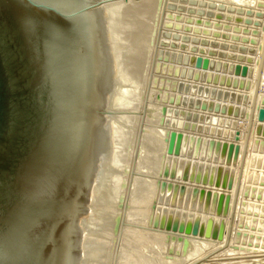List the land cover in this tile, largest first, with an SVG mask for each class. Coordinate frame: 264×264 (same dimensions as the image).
Wrapping results in <instances>:
<instances>
[{
  "label": "water",
  "instance_id": "95a60500",
  "mask_svg": "<svg viewBox=\"0 0 264 264\" xmlns=\"http://www.w3.org/2000/svg\"><path fill=\"white\" fill-rule=\"evenodd\" d=\"M106 1L0 0V264H87L88 216L115 191L110 164L115 79L101 10ZM244 13L254 15L251 9ZM215 18L224 16L217 12ZM251 23L260 24L259 19ZM211 35L257 43L255 37L236 32L213 30ZM162 36V46L208 55L171 51L170 62L247 77L253 73V47L166 30ZM189 40L200 47L187 45ZM213 81L216 84L217 78ZM218 85L178 82L180 107H167L163 121L174 128L167 140L163 177L231 188L235 172L229 166L240 150L235 128L249 97L227 89L236 88L229 77ZM254 118L255 134L264 136V106ZM160 193L165 202L173 193V204L209 215L186 216L163 207L155 212L154 227L222 238L230 195L171 181L161 182Z\"/></svg>",
  "mask_w": 264,
  "mask_h": 264
},
{
  "label": "rangeland",
  "instance_id": "374dc122",
  "mask_svg": "<svg viewBox=\"0 0 264 264\" xmlns=\"http://www.w3.org/2000/svg\"><path fill=\"white\" fill-rule=\"evenodd\" d=\"M191 1H107V4L114 5L112 11L116 20L112 28L116 34L117 62L123 79H119L120 95L118 93L112 102L111 114L112 133H115L112 141L116 151L111 163L114 164L116 192L108 202L95 208L89 218L92 220H88V223L93 222L85 239L88 264H264V136L254 132V115L258 107L264 106V0ZM200 1L205 4L199 5ZM209 3H214L215 7H209ZM246 9H251L254 15H245ZM217 12L224 18L216 19ZM254 19H259L258 26L252 25ZM164 30L237 46L242 43L215 38L211 32L219 30L253 36L257 39L256 44H242L255 49L254 62L249 64L253 73L247 77L170 62L171 51L202 57L208 55L160 45ZM186 43L200 47V43L190 40ZM206 47L209 49L210 45ZM244 54L248 55L247 52ZM219 59L223 61V58ZM183 71L186 77H182ZM227 77L231 84H236V88L230 86L227 89L241 91L249 97L245 116L237 118L235 128L238 138L234 142L240 145V150L236 163L229 166L235 172L231 188L163 177L167 140L170 131L174 130L165 126L163 121L167 107H180L176 104L182 96V92L176 90L178 82L221 87L219 82H224ZM240 84L242 89L238 87ZM234 105L228 103L231 108ZM172 157L178 159L180 156ZM162 181L230 195L222 238L207 239L154 227L155 212L163 207L186 216L209 215L196 207L173 204V193L165 202V194L160 193Z\"/></svg>",
  "mask_w": 264,
  "mask_h": 264
},
{
  "label": "bare ground",
  "instance_id": "6f19581e",
  "mask_svg": "<svg viewBox=\"0 0 264 264\" xmlns=\"http://www.w3.org/2000/svg\"><path fill=\"white\" fill-rule=\"evenodd\" d=\"M240 1H238V3H239ZM241 3H243V2H241ZM113 7H114V5H112L111 3L109 4H107V1H106V3H104L102 6H101V10H102V14H103V18H104V22H105V26H106V31H107V37H108V42H109V47H110V51H111V55H112V59H113V67H114V79H115V81H114V90H113V95H112V101H111V113H110V137H111V140H110V143H111V156H110V164H111V169H112V164H113V162L111 163V158H112V155H113V153H114V145H113V141H112V134H115V133H112V128H111V114H112V102H113V100H115L114 98H115V96L119 93V88H120V86H121V80H119V79H122V77H121V74H120V65H118V62H117V58H118V50H117V47H116V34H115V31L113 30V24L115 25V20L116 19H114V15H115V13H113ZM248 7V6H247ZM121 21H122V19H121ZM118 23H120V22H118ZM224 24V23H223ZM184 25V24H183ZM241 29V28H240ZM249 29V28H248ZM119 37V36H118ZM199 54V53H198ZM202 55V54H201ZM232 61H236V60H232ZM238 62H240V61H238ZM126 69V68H125ZM126 71V70H125ZM192 72V71H191ZM126 73V72H125ZM128 73V72H127ZM124 75V74H123ZM134 75V74H133ZM225 76V75H224ZM126 77V76H125ZM131 77V76H130ZM133 77V76H132ZM128 79H130L129 78V76H128ZM122 81H123V79H122ZM171 81V80H170ZM233 90V89H232ZM119 95H120V93H119ZM118 96V95H117ZM116 96V97H117ZM114 129H115V127H114ZM117 147V146H116ZM116 152V151H115ZM113 158H114V156H113ZM113 160V159H112ZM115 163V162H114ZM114 165V164H113ZM114 169V168H113ZM112 172H113V170H112ZM113 176H114V173H113ZM114 182H115V177H114ZM210 186H213V185H210ZM218 190V189H217ZM215 191V190H214ZM115 192H116V183H115V191H114V194L112 195V197H110L107 201H105V202H103V203H101V204H98L96 207H94L92 210H91V212H90V214H89V216H88V219H87V223H86V226H85V231H84V249H85V239H86V235L90 232V224L92 223L93 224V222H91V223H88V220H89V218H90V216H92L91 215V213H92V211L95 209V208H97L99 205H102V204H104V203H106V202H108L111 198H113V196L115 195ZM221 194V193H220ZM92 220V219H91ZM91 220H89V221H91ZM87 249L88 248H86L85 249V257H86V261H87V258L89 257L88 255V253L86 252L87 251ZM88 255H87V254ZM215 261V260H214ZM95 263V262H94ZM87 264H88V262H87ZM230 264V263H229ZM238 264V263H237Z\"/></svg>",
  "mask_w": 264,
  "mask_h": 264
}]
</instances>
